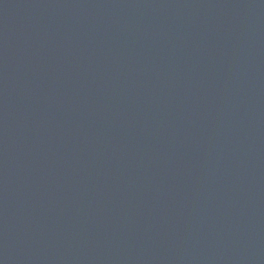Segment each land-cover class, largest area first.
Listing matches in <instances>:
<instances>
[{"label": "water", "instance_id": "water-1", "mask_svg": "<svg viewBox=\"0 0 264 264\" xmlns=\"http://www.w3.org/2000/svg\"><path fill=\"white\" fill-rule=\"evenodd\" d=\"M0 264H264V0H0Z\"/></svg>", "mask_w": 264, "mask_h": 264}]
</instances>
